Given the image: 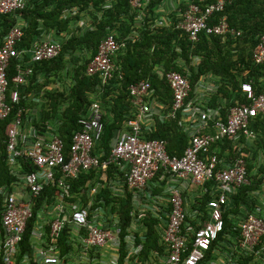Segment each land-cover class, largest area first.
<instances>
[{
    "label": "built area",
    "instance_id": "built-area-1",
    "mask_svg": "<svg viewBox=\"0 0 264 264\" xmlns=\"http://www.w3.org/2000/svg\"><path fill=\"white\" fill-rule=\"evenodd\" d=\"M152 1L129 0L131 8L140 14L138 22L144 20L143 14ZM234 1L187 0L175 21L156 20L154 26H172L186 34L193 43H197L203 33L224 38L229 35L241 37V32L230 26L226 14ZM26 4L27 0H0V16L16 15L26 9ZM69 13L75 16L77 10ZM85 24L80 22L79 26ZM23 26L22 22L14 25L0 46V122L12 115L13 105L31 99V94L23 93L21 88L35 74L34 66L57 58L64 41L70 37L67 33L59 37L49 33L31 49H18L24 37ZM137 38L136 34H131L127 39H118L116 33H110L100 44L86 74L99 75L102 84L108 85L114 78V58L128 49L130 40ZM14 60L18 61L12 79L15 88L8 97L9 69ZM253 60L256 66H264V34L254 50ZM157 74L167 81L173 92L172 105L165 106L157 99L150 80L130 85L133 117L126 122L110 155L103 161L104 153L94 154L104 133L102 119L105 112L100 103L92 106L89 116L80 119V129L73 133L67 154L57 128L45 123L43 131L40 130L35 126L38 118L29 115L24 118L25 110H20L13 118L6 129V162L15 181L0 188V264H67L70 257H61L58 242L68 226L76 236L82 256L95 250H109L113 253L111 264H120L121 249L125 244V263L140 264L143 246L136 237L145 233L143 220L148 214L163 224L167 217L162 230V242L166 248L165 256L161 258L163 264L205 263L206 254L225 229L224 215L230 198L250 185L249 148L255 146L258 139L253 127L255 122L258 117L264 119V91L257 95L252 83L243 82L241 90L246 102L229 109L224 118L221 106H208L218 89L212 77L202 76L193 86L188 76L176 71L167 74L158 71ZM196 91L203 92L204 98L187 101ZM31 101L38 105L44 103L39 97ZM157 120H178L188 135L190 145L181 157L169 155L167 141L146 139V131ZM223 146L227 147L225 153L231 157L222 163L220 149ZM27 163L31 164L27 167L33 170L24 173ZM112 165L121 174L117 181L108 179ZM94 168L102 172L100 182H110L119 189L116 192L133 197L132 222L126 235H123L121 220L116 214L109 215L101 208L91 218V203L85 206L79 200L68 204L74 198L71 181L81 172ZM156 178L159 180L154 186L161 188L158 193L152 187ZM209 184L213 186L207 188ZM100 186L91 189V196L99 191ZM47 187L56 189L55 206L42 208L39 221L32 228L31 251L18 260L36 202ZM262 189L253 196L261 198V193L264 194V179ZM185 194L193 200L209 196L207 216L201 213L196 218L198 228L186 222ZM260 205L250 204V209L248 205L242 206L241 213L235 215L238 216L234 229L236 237L224 244L227 250H215V255H227L223 264H236L240 256L251 257V264H264V205ZM188 234L193 235L192 249L189 248ZM141 239L144 241L145 235ZM217 262L209 261L208 264Z\"/></svg>",
    "mask_w": 264,
    "mask_h": 264
},
{
    "label": "trees",
    "instance_id": "trees-1",
    "mask_svg": "<svg viewBox=\"0 0 264 264\" xmlns=\"http://www.w3.org/2000/svg\"><path fill=\"white\" fill-rule=\"evenodd\" d=\"M162 2L163 0L152 1L143 14L142 22H138L140 14L131 8L129 0H27L24 11L16 15L0 16V46L11 28L19 22H23L24 37L18 49H31L44 34L54 33L58 37L62 33L70 35L64 41L60 55L53 60L35 65V74L29 79V83L21 88L25 94L44 95L45 103L40 107L39 121H36L35 126L42 131L45 123L56 127L57 133L64 141L66 154L72 143L73 132L80 129L79 120L89 116L92 106L100 103L105 112L102 119L104 133L95 148V153H104L102 160L108 158L119 132L133 117L128 89L138 81L151 80L158 100L165 106H171L173 92L166 80L155 74L157 70H162L165 74L176 71L188 76L194 86L201 76L214 75L220 80V87L208 106L213 108L221 106L224 118L229 109L246 102L241 90L243 82L252 83L257 95L264 91V66H256L253 60L254 50L264 34V0H235L227 8L230 26L241 32V37L229 35L224 38L203 33L197 43L190 41L186 34L172 26H154L157 20L155 13ZM73 9L77 10L75 16L69 13L73 12ZM80 22H85V26L80 27ZM139 26L141 28H138ZM112 32L116 33L118 39H127L134 33L138 38L130 40L128 49L114 58V78L110 84L103 85L99 75L88 76L86 69L95 58L100 44ZM17 62L14 60L9 69V91L15 88L12 79L16 74ZM52 83L55 85L60 83L62 87L46 89ZM36 105L33 101L22 100L20 104L13 105L12 115L0 123V187L15 181L5 161L7 126L20 110L28 113ZM253 127L258 133L256 146L249 148L254 160L259 156L258 150L264 152V119L258 117ZM146 139L167 141L169 155L177 157H181L190 145L189 137L179 126L178 120H157L154 126L146 131ZM225 149L226 146L220 149L222 163L231 157L225 153ZM253 160L248 164L250 185L243 187L230 198L224 215L225 229L206 254L204 264L219 260V256L215 255L216 249L227 250L224 244L228 243L230 238L236 237L234 231L236 222L231 215L240 214L242 206L248 205L250 209V204L255 203L253 193L263 188L264 164L257 169ZM29 165L31 164H25L24 173L33 170L27 167ZM108 174L111 180L117 181V177H121L113 165L110 166ZM158 180L156 178L152 181V187H155ZM100 181L98 170L81 173L78 179L72 182L74 198L70 199L68 204H74L79 200L85 206L91 203V218H94L101 208L110 211V214H116L121 220L123 235H126L132 222L130 212L133 197L130 194L116 192L119 189L111 186V183L105 185ZM98 184H101L99 191L91 196V189ZM211 186L213 184L207 185V188ZM158 187L154 188L157 193L161 191ZM55 192V188L47 187L37 200L34 216L20 245L21 253L18 260L26 252L31 251L32 228L39 221V213L45 205L49 208L55 206ZM191 198L187 194L184 196L185 207L188 209L186 222L198 228L196 218L200 217L201 213L207 216L209 196L198 197L193 201ZM1 210L0 197V214ZM166 222L163 224L152 214H148L143 220L145 233L137 234L136 237L137 242L143 246L140 264H152L156 257L165 256L162 230ZM143 235L144 241L141 239ZM75 237L71 227L64 229L58 242L62 258L75 252L77 247L79 251L80 245L77 244ZM188 239L189 248L192 249L193 235L188 234ZM125 257L123 244L120 264H126ZM251 261V257L240 256L236 264H251Z\"/></svg>",
    "mask_w": 264,
    "mask_h": 264
},
{
    "label": "crops",
    "instance_id": "crops-1",
    "mask_svg": "<svg viewBox=\"0 0 264 264\" xmlns=\"http://www.w3.org/2000/svg\"><path fill=\"white\" fill-rule=\"evenodd\" d=\"M187 0H163L162 4L160 7L157 8L156 10V17L157 20L165 19L168 21H175V19L178 17L180 10L184 9L186 6ZM141 26V25H140ZM138 28H141V27ZM45 36V35H44ZM56 86L62 87V84L54 83L50 84L49 87L46 89L51 90L55 89ZM45 89V90H46ZM41 93L31 94V99L36 98L40 96ZM203 92L200 93V91H196L195 94L193 95L192 100L196 101L197 99H202L203 98ZM31 99L29 101H31ZM40 106H34L30 109V112L33 114L34 117L38 116V119L40 117ZM263 190V189H261ZM259 191V193L261 192ZM255 200V203L253 206H261L260 203L264 205V194L263 192L261 193V198L259 196H254L253 198ZM263 199V201H262ZM193 201V199H191ZM262 205V206H263ZM238 216L231 215V218L235 221ZM113 256V253L110 252L109 250H95L93 252H90L88 255H83L82 252L79 249V251L76 249L75 252L71 253L69 255V259L67 261V264H111V257ZM219 260L216 264H223L224 260L226 259L227 255L226 254H221L219 256ZM259 263V262H258Z\"/></svg>",
    "mask_w": 264,
    "mask_h": 264
},
{
    "label": "clouds",
    "instance_id": "clouds-1",
    "mask_svg": "<svg viewBox=\"0 0 264 264\" xmlns=\"http://www.w3.org/2000/svg\"><path fill=\"white\" fill-rule=\"evenodd\" d=\"M19 23H21V22H19ZM22 23H23V22H22ZM17 24H18V23H17ZM134 34H135V33H134ZM158 71H162V70H157V71L155 72V74H156L157 76H158V74H157ZM163 72H164V71H163ZM204 76H205V75H204ZM206 76H210V77H212L211 80H213L214 82H216L217 87H218V89H217V93H218V90H219V87H220V80H219L218 78H215L214 75H210V74H209V75H206ZM31 77H32V76H31ZM31 77H30V78H31ZM158 77H159V76H158ZM201 77H202V76H201ZM201 77H200V78H201ZM30 78H29V79H30ZM159 78H160V77H159ZM144 80H149V79H144ZM150 81H151V80H150ZM198 81H199V80H198ZM198 81H197V82H198ZM9 82H10V81H9ZM138 82H139V81H138ZM166 82H167V81H166ZM197 82H196V83H197ZM28 83H29V80H28ZM28 83H27V84H28ZM196 83H195V85H196ZM109 84H110V83H109ZM241 85H242V84H241ZM193 86H194V85H193ZM9 87H10V86H9ZM153 89H154V88H153ZM11 91H12V90H11ZM11 91H8V97L10 96L9 93H11ZM200 93H202V92H200ZM217 93H215L214 95H216ZM28 94H29V93H28ZM30 94H32V93H30ZM155 94H156V92H155ZM194 94H195V92L193 93V95H194ZM203 94H204V93H203ZM214 95H213V96H214ZM204 96H205V95H203V98H204ZM213 96H212V97H213ZM38 97L41 98V99L44 101V103H45L44 95H43L42 93H41L40 96H38ZM156 97H157V96H156ZM191 97H193V96H191ZM212 97H211V100H212ZM203 98H202V99H203ZM157 99H158V98H157ZM188 100H189V101H194V100H192V98H189ZM188 100H187V101H188ZM33 102H34V101H33ZM195 102H196V101H195ZM210 102H211V101H210ZM44 103H43V104H44ZM35 104H37V103L35 102ZM208 104H209V103H208ZM41 105H42V104H41ZM41 105H38V104H37V106H40V107H41ZM27 115L33 117V114H32L30 111H29L28 113H25V117H24V118H26ZM36 117H37V116H36ZM36 117H35V118H36ZM37 118H38V117H37ZM37 121H39V119H38ZM79 121H80V120H79ZM0 123H1V122H0ZM10 123H11V122H10ZM55 128H56V127H55ZM56 130H58V129H56ZM123 130H124V128H123ZM121 131H122V130H121ZM121 131H120V132H121ZM120 132H119V134H120ZM73 133H74V132H73ZM119 134H118L117 138L119 137ZM5 135H6V133H5ZM72 137H73V135H72ZM6 138H7V137H6ZM117 138H116V139H117ZM61 139H62V138H61ZM257 140H258V139H257ZM257 140H256V141H257ZM6 141H7V140H6ZM256 141H255V144H256ZM114 142H115V141H114ZM189 142H190V139H189ZM5 144H6V142H5ZM97 145H98V144H97ZM255 146H256V145H255ZM95 148H96V147H95ZM251 148H252V147H251ZM250 150H251V149H249V152H250ZM5 152H6V148H5ZM94 154L97 155V153H95V149H94ZM5 161H6V159H5ZM102 161H103V160H102ZM6 163H7V162H6ZM7 166H8V164H7ZM8 168H9V166H8ZM92 170H98V169L94 168V169H91V170H89V171H84V172H81V173H87V172H90V171H92ZM98 171L100 172V178H101V176H102V172H101L100 170H98ZM108 172H109V171H108ZM81 173H80V174H81ZM80 174H79V176H80ZM79 176H78V177H79ZM77 179H78V178H77ZM77 179H75V180H77ZM108 179H109V175H108ZM75 180H72V181H71V185H72V182L75 181ZM109 181H112V180L109 179ZM104 184H105V183H104ZM109 184H110V182H109ZM109 184H105V185H109ZM3 185H4V184H3ZM3 185H2V186H3ZM0 188H1V187H0ZM0 197H1V196H0ZM1 200H2V199H1ZM109 215H110V211H109ZM36 223H37V222H36ZM33 227H34V226H33ZM18 258H19V257H18Z\"/></svg>",
    "mask_w": 264,
    "mask_h": 264
},
{
    "label": "rangeland",
    "instance_id": "rangeland-1",
    "mask_svg": "<svg viewBox=\"0 0 264 264\" xmlns=\"http://www.w3.org/2000/svg\"><path fill=\"white\" fill-rule=\"evenodd\" d=\"M44 35H48V34H44ZM210 82H211V81H210ZM258 151H260V152H259V156H258L257 159H254V160L252 159V157H253V153L250 151V156H251L250 161L253 160V164H254V166H255L257 169H259V168L264 164V152H263L262 150H258ZM251 162H252V161H251ZM256 173H258V172L256 171ZM47 220H49V219L47 218ZM152 264H163V263H162V261H161V258L156 257V260H154Z\"/></svg>",
    "mask_w": 264,
    "mask_h": 264
}]
</instances>
